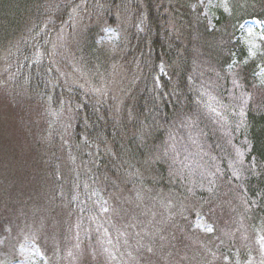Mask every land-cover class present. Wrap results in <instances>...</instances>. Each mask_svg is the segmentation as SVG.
<instances>
[{"label": "trees", "instance_id": "16d2710c", "mask_svg": "<svg viewBox=\"0 0 264 264\" xmlns=\"http://www.w3.org/2000/svg\"><path fill=\"white\" fill-rule=\"evenodd\" d=\"M5 1L12 0H0ZM16 1L23 18L9 49V90L15 100L17 94L27 95L42 111L46 106L56 110L36 126V145L48 154L44 172H53L56 184L65 176L67 189L59 193L65 200L58 202L76 222L92 226L86 216L111 215L94 207L92 186L100 184L110 196L115 193L121 204L123 187L144 184L141 172L156 178L161 171L150 162L158 160L215 227V234L207 235L183 221L145 226L141 234L158 245L160 259L167 251L166 264H228L223 261L228 251L249 256L255 241L248 234L255 237L264 225V85L255 80V62L228 68L240 50L228 32L233 20L220 15L217 23L225 22L224 27L210 30L190 10L194 0ZM247 2L238 19L264 20V0ZM15 7L1 8L0 14L10 16ZM121 19L126 25L115 64L131 87L129 95L115 100L65 82L52 61L55 34L61 29L75 32L80 25L84 38L92 41L101 24ZM69 39L83 44L80 36ZM86 52L89 61L98 55L93 41ZM222 106L231 112L223 116ZM62 112L67 113L64 118L55 117ZM104 224L113 230L108 221ZM217 234L225 237L223 243ZM110 240L112 257L119 252L123 264H139L127 259L137 249L134 243L117 239V232ZM86 241L95 252L99 233ZM107 256L88 257L85 264H118Z\"/></svg>", "mask_w": 264, "mask_h": 264}, {"label": "rangeland", "instance_id": "374dc122", "mask_svg": "<svg viewBox=\"0 0 264 264\" xmlns=\"http://www.w3.org/2000/svg\"><path fill=\"white\" fill-rule=\"evenodd\" d=\"M247 1L194 0L189 6L210 30L224 27L225 22L217 23L220 15L224 14L225 21L233 20L228 32L240 50L233 54L228 68L235 69L240 64L255 62V80L264 85V62L261 61L264 55V20L255 16L238 19L243 7L248 6ZM18 2H0V11L1 8L15 7ZM9 12L14 13L10 16L0 14V264H85L88 257L98 260L102 256L112 257L110 254L115 248L110 238L113 232H117V239L121 236L137 247L127 257L130 259L128 263L133 261L131 259H138L139 264H157L163 259L161 264H166L169 252L160 259L158 245H154L148 237L144 239L141 234L145 226L151 229V225L157 228L166 226L170 221L173 224L183 221L190 224L193 231L215 234L212 223L194 203H189L179 181L170 178L158 160L150 162L161 171L155 172L156 178L152 177L153 174L146 177L141 172L139 175L143 177L141 182L144 184L123 187L118 193L121 204L115 193L110 196L100 184L92 186L94 207L111 215L104 219L95 214L86 216L92 226L87 223L81 226L76 222V217L58 202L65 200L59 194L67 189L65 176L62 175L60 184H56L57 176L53 172H44L49 167H46L48 154L42 153L36 145V126H41L44 119H51L50 113L56 110L46 106L47 109L42 111L39 104L31 102L27 95L23 98L17 94L18 100H15L9 90L12 78V74L9 75V49L18 33L23 9L17 5L15 11ZM125 22L121 19L116 24L99 26L92 37L98 55L92 54L90 61L86 48L92 41L90 36L84 38L82 26H75V32L58 31L52 38V61L64 81L70 80L97 94L106 93L115 100L129 95L131 87L125 81L123 70L117 69L115 64L119 57L115 52ZM79 36L83 42L80 46L69 39ZM220 112L224 116L231 109L222 106ZM66 114L62 112L55 117L64 118ZM59 121L63 124L64 119ZM55 131L52 128L53 135ZM145 181L151 182V185H146ZM106 221L113 226V230L104 224ZM93 233H99L101 240L95 252L86 241L87 236L92 238ZM214 237L219 244L225 241L224 236L217 234ZM248 238L255 241L254 251L249 256L228 251L223 261L228 264H264V225L259 226L255 237L248 234ZM117 254L111 262L116 260L118 264H123V254Z\"/></svg>", "mask_w": 264, "mask_h": 264}]
</instances>
